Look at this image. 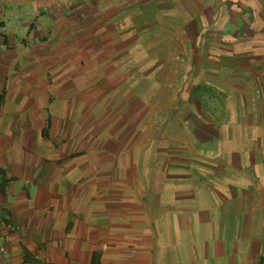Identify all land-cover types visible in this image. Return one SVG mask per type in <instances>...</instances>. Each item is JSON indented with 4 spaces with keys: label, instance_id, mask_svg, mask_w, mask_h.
<instances>
[{
    "label": "crops",
    "instance_id": "crops-1",
    "mask_svg": "<svg viewBox=\"0 0 264 264\" xmlns=\"http://www.w3.org/2000/svg\"><path fill=\"white\" fill-rule=\"evenodd\" d=\"M2 91L12 262L264 264V0H0Z\"/></svg>",
    "mask_w": 264,
    "mask_h": 264
},
{
    "label": "built area",
    "instance_id": "built-area-1",
    "mask_svg": "<svg viewBox=\"0 0 264 264\" xmlns=\"http://www.w3.org/2000/svg\"><path fill=\"white\" fill-rule=\"evenodd\" d=\"M15 230L13 223L7 218L0 219V264H16L10 260L9 234Z\"/></svg>",
    "mask_w": 264,
    "mask_h": 264
},
{
    "label": "trees",
    "instance_id": "trees-1",
    "mask_svg": "<svg viewBox=\"0 0 264 264\" xmlns=\"http://www.w3.org/2000/svg\"><path fill=\"white\" fill-rule=\"evenodd\" d=\"M1 35L5 41V35L4 34H1ZM3 97H4V92L2 91L0 93V105L2 104ZM42 133H45V128L42 130ZM11 180L12 178L6 176L5 169L3 167H0V194L5 195L6 187L9 181ZM96 257H97V254L93 253L91 264H97Z\"/></svg>",
    "mask_w": 264,
    "mask_h": 264
},
{
    "label": "rangeland",
    "instance_id": "rangeland-1",
    "mask_svg": "<svg viewBox=\"0 0 264 264\" xmlns=\"http://www.w3.org/2000/svg\"><path fill=\"white\" fill-rule=\"evenodd\" d=\"M1 135L2 136H4V138L6 139V136L5 135H3V133H1ZM9 145H11L9 142H7ZM14 146H16V144H14ZM6 150H4V152H5ZM12 155H13V153H12ZM15 155H16V153H15ZM14 156V155H13ZM2 157V159L4 160V159H6L7 161L4 163H2L1 162V160L2 159H0V164L2 163V165H6L5 167H9V168H12V165L14 166V167H16L17 166V168L19 167V163H18V161L17 160H14V158H10V154H4V153H2L1 155H0V158ZM9 157V158H8ZM8 163V164H7ZM8 165V166H7ZM0 198H3L4 199V197L3 196H1L0 195ZM9 199V198H8ZM2 202H0V210H2V211H4L5 209L2 207L3 206V204H4V202L1 204ZM5 212V211H4Z\"/></svg>",
    "mask_w": 264,
    "mask_h": 264
}]
</instances>
